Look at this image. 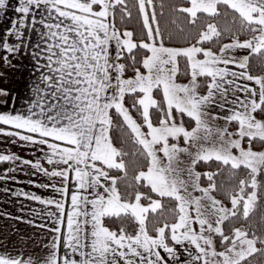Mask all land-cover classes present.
I'll return each instance as SVG.
<instances>
[{"label": "snow or ice", "instance_id": "snow-or-ice-1", "mask_svg": "<svg viewBox=\"0 0 264 264\" xmlns=\"http://www.w3.org/2000/svg\"><path fill=\"white\" fill-rule=\"evenodd\" d=\"M133 9L139 32L122 27ZM9 12L0 63L26 55L35 78L0 110V182L44 177L27 184L54 195L0 188L51 233L36 254L0 241V264H264V0H0Z\"/></svg>", "mask_w": 264, "mask_h": 264}, {"label": "crops", "instance_id": "crops-1", "mask_svg": "<svg viewBox=\"0 0 264 264\" xmlns=\"http://www.w3.org/2000/svg\"><path fill=\"white\" fill-rule=\"evenodd\" d=\"M11 2L15 4L16 0H11ZM12 15L13 13L9 12L4 18H0V32L8 26V20ZM13 65H15V67L5 68L3 64L0 63V72L4 73V76L0 77V89L9 92L8 96H0V101L8 102L7 104L0 103V110H7L8 106L13 103V100H15L16 106L20 107L23 101L29 97V88L35 78L33 74V63L26 55L13 59ZM7 147V145H0V149ZM11 150L22 155L24 158H33L32 151L30 150H21L16 147L11 148ZM257 150L263 149L259 147ZM36 155H39V153ZM3 167L5 166L0 165V170H2ZM27 171L28 169H25V172ZM13 175L17 177L20 183L13 181L0 182V188H23L25 191H35L37 194H42L45 197L54 195L50 191L35 189L27 184L28 179H34L37 180V182H46L47 178L31 177L21 172L14 173ZM21 206L24 208L23 212L20 211ZM32 208L43 210V206L35 202L24 201L22 199L18 201L17 198L11 196L10 193L0 191V212L9 213L12 217L10 219L6 216H0V241L7 244L9 250L17 249L32 254L41 253L42 244L46 243L51 238V233H49L47 229H40L15 219L17 216H22L25 220L34 219L37 224L45 223V220H41L30 213L29 209ZM52 210L54 211V209ZM49 227H51V224H49Z\"/></svg>", "mask_w": 264, "mask_h": 264}, {"label": "trees", "instance_id": "trees-1", "mask_svg": "<svg viewBox=\"0 0 264 264\" xmlns=\"http://www.w3.org/2000/svg\"><path fill=\"white\" fill-rule=\"evenodd\" d=\"M166 2H168V3H176V2H178V0H166ZM129 3H130V7H131V4L134 3V0H129ZM135 15H136V13H135V10L133 9V17L134 18L132 20L128 21L122 27L135 28L136 31L139 32L140 26H139L137 20L135 19ZM162 24H166L168 26V30L173 33V38L169 42L170 45H172V46H180V45H183L185 43L184 36L176 34V28H175L174 25L171 24V17L163 18L162 19ZM255 70L256 71H259L258 68H255ZM131 74H132L131 72L128 73L129 76ZM256 147L259 148L260 146L257 145ZM220 179L223 180L225 182V184L227 185L228 180H227V176L226 175L223 176V177H221ZM220 195H222V193L221 194H218V197ZM253 219H254V221H257L259 219V216L257 215Z\"/></svg>", "mask_w": 264, "mask_h": 264}, {"label": "rangeland", "instance_id": "rangeland-1", "mask_svg": "<svg viewBox=\"0 0 264 264\" xmlns=\"http://www.w3.org/2000/svg\"><path fill=\"white\" fill-rule=\"evenodd\" d=\"M264 150V149H263Z\"/></svg>", "mask_w": 264, "mask_h": 264}]
</instances>
